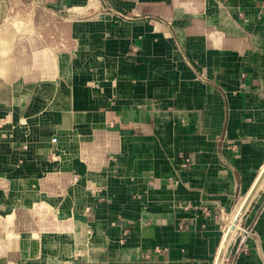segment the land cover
Here are the masks:
<instances>
[{"label": "crops", "instance_id": "obj_1", "mask_svg": "<svg viewBox=\"0 0 264 264\" xmlns=\"http://www.w3.org/2000/svg\"><path fill=\"white\" fill-rule=\"evenodd\" d=\"M35 3L0 89V264H215L264 168V0ZM250 203L231 264H264Z\"/></svg>", "mask_w": 264, "mask_h": 264}, {"label": "rangeland", "instance_id": "obj_2", "mask_svg": "<svg viewBox=\"0 0 264 264\" xmlns=\"http://www.w3.org/2000/svg\"><path fill=\"white\" fill-rule=\"evenodd\" d=\"M32 1L35 2V0H32ZM26 2H28V4ZM41 13L42 12L38 8L36 3L32 4L31 6L29 4V0H0V89L5 86V82H6L8 59H9L7 57V54L11 50L13 39H14L16 32L18 36V30L23 27V25H21L23 23V19L32 18L34 20V19H37L38 17L43 16V13L42 15ZM9 18L16 19L17 23L20 22V26L18 24L13 26L12 24H10L11 22L10 23L7 22ZM3 23H6V24L3 25ZM7 25L10 26V28L13 30L12 32L13 36H11L10 39L6 38L7 33L4 32L6 30L3 28ZM263 190H264V180H263V183L260 185L259 190H257L256 194L261 193ZM248 209H250V205L246 209L245 213L248 211ZM245 213L243 214L241 220L238 222L239 226L236 232L234 233V235H232L229 241V244L227 245L226 251L223 255V261L221 264H231L232 256L235 251V247L237 243L239 242V240L241 239L242 233L244 232L246 235L249 231L248 221H247L248 216H246ZM227 216L226 218L223 219L221 223L222 228L224 227L226 223Z\"/></svg>", "mask_w": 264, "mask_h": 264}, {"label": "water", "instance_id": "obj_3", "mask_svg": "<svg viewBox=\"0 0 264 264\" xmlns=\"http://www.w3.org/2000/svg\"><path fill=\"white\" fill-rule=\"evenodd\" d=\"M264 180V168L262 169V171L260 172L259 176L257 177L254 185L252 186V188L250 189L247 198L241 208V210L239 211V213L237 214V216L235 217L234 220V224H232L227 232V234L225 235L221 247L219 249V252L217 254V258L215 261V264H221L223 261V255L225 253V250L227 248V245L229 243V240L231 238V235L233 234V231L235 229V224H237V222H239L243 216V214L245 213L246 209L248 208L250 202L252 201L253 197L255 196L257 190L259 189L260 185L262 184Z\"/></svg>", "mask_w": 264, "mask_h": 264}, {"label": "bare ground", "instance_id": "obj_4", "mask_svg": "<svg viewBox=\"0 0 264 264\" xmlns=\"http://www.w3.org/2000/svg\"><path fill=\"white\" fill-rule=\"evenodd\" d=\"M6 28H7V29H6ZM4 29L6 30V31H4V32L7 33L6 38H7V39H10L11 36H13V35H12L13 30H12V29L10 28V26H8V25L5 26ZM32 44H33V43H32ZM259 174H260V173H259ZM258 176H259V175H258ZM253 185H254V184H253ZM246 198H247V197H246ZM245 200H246V199H245ZM245 200H244V202H245ZM244 202H243L242 204H240L239 207H238V208L232 213V215L227 219V221H226V223H225V225H224V229H223V237H222V241H223L225 235L227 234V232H228L230 226H231L232 224H234L235 217L237 216V214H238L239 211L241 210V208H242ZM238 226H239V225H238V222H237V224H235V229H234L232 235H234V233L236 232ZM232 235H231V237H232ZM230 239H231V238H230ZM229 241H230V240H229ZM221 244H222V242H221ZM220 247H221V245H220ZM219 249H220V248H219ZM225 251H226V250H225ZM218 252H219V250H218ZM217 254H218V253H217ZM216 258H217V257H216Z\"/></svg>", "mask_w": 264, "mask_h": 264}]
</instances>
